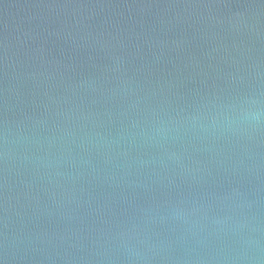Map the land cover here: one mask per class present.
Returning a JSON list of instances; mask_svg holds the SVG:
<instances>
[{"label":"water","instance_id":"water-1","mask_svg":"<svg viewBox=\"0 0 264 264\" xmlns=\"http://www.w3.org/2000/svg\"><path fill=\"white\" fill-rule=\"evenodd\" d=\"M0 264H264V0H0Z\"/></svg>","mask_w":264,"mask_h":264}]
</instances>
